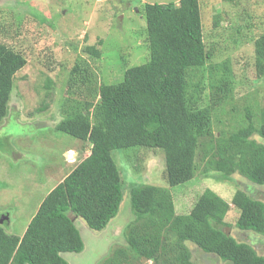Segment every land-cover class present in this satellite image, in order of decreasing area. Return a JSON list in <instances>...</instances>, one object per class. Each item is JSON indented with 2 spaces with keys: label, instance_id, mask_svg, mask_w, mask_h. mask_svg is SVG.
Segmentation results:
<instances>
[{
  "label": "trees",
  "instance_id": "obj_1",
  "mask_svg": "<svg viewBox=\"0 0 264 264\" xmlns=\"http://www.w3.org/2000/svg\"><path fill=\"white\" fill-rule=\"evenodd\" d=\"M150 58L127 69L122 81L92 85L89 66L77 64L68 79L69 96L56 130L88 142L90 154L78 163L41 202L22 237L0 223V264H68L65 253H81L84 244L75 227L82 219L89 229L104 231L117 217L125 189L117 150L145 148L165 154L164 177L170 187L197 174V153L206 148V172L224 178L236 174L264 186V108L232 133L214 132L217 110L233 99L234 80L228 65L210 64L199 0L178 4H148L143 9ZM96 59V46L84 49ZM255 69L264 78V34L255 42ZM25 56L0 43V126L9 113L16 74L26 67ZM207 72V77L205 74ZM209 82L205 105L204 82ZM257 118V119H256ZM256 120V121H255ZM254 122H260L256 129ZM206 140V141H204ZM130 189V188H129ZM128 189L134 219L124 233L126 248H117L101 264H194L189 243L229 264H264L248 244L239 243L224 228L231 205L210 189L188 214H177L168 189L143 185ZM232 205L239 211L236 228L264 236V203L238 190Z\"/></svg>",
  "mask_w": 264,
  "mask_h": 264
},
{
  "label": "rangeland",
  "instance_id": "obj_2",
  "mask_svg": "<svg viewBox=\"0 0 264 264\" xmlns=\"http://www.w3.org/2000/svg\"><path fill=\"white\" fill-rule=\"evenodd\" d=\"M171 2L180 0H0V43L27 59L26 67L16 74L9 113L0 126V223L7 221L2 227L8 233L22 237L43 199L90 154L88 142L55 128L65 118L62 105L69 96L71 70L77 64L89 66L95 88L122 81L127 69L150 58L143 9L148 4ZM199 3L204 42L213 54L210 64L219 70L228 65L234 80L233 99L214 114V132L232 133L242 127L247 109L256 115L264 108V78L255 69V42L264 34V0ZM87 46H96L101 57L87 55ZM204 83L206 105L210 87L208 81ZM260 125L254 122L256 129ZM253 139L264 146L258 134ZM71 149L80 152L76 159L72 154L67 157ZM205 150L198 149L196 176L176 187L165 180L163 151H115L113 158L125 189L120 212L102 232L92 231L82 219L75 220L84 249L63 254L64 260L68 264H101L117 248H126L124 233L135 216L128 189L143 185L168 189L176 213L182 215L191 211L205 190H212L232 207L225 232L264 256V236L237 229L239 211L232 205L238 190L264 203V186L238 174L224 178L213 170L206 172ZM188 245L194 264H229ZM134 262L155 264L143 259Z\"/></svg>",
  "mask_w": 264,
  "mask_h": 264
},
{
  "label": "crops",
  "instance_id": "obj_3",
  "mask_svg": "<svg viewBox=\"0 0 264 264\" xmlns=\"http://www.w3.org/2000/svg\"><path fill=\"white\" fill-rule=\"evenodd\" d=\"M79 153H80V152H78V151H76V150H74V149H71V150L68 151L67 157L70 158L69 155L72 154V155H73V158L76 159V158L79 156ZM87 156H88V155H87ZM87 156H86V157H87ZM86 157H85V158H86ZM61 182H62V181H61ZM62 256H63V255H62Z\"/></svg>",
  "mask_w": 264,
  "mask_h": 264
},
{
  "label": "water",
  "instance_id": "obj_4",
  "mask_svg": "<svg viewBox=\"0 0 264 264\" xmlns=\"http://www.w3.org/2000/svg\"><path fill=\"white\" fill-rule=\"evenodd\" d=\"M4 217H5V216H3L2 219H4ZM6 219H7V218H6ZM2 222H3V220H2ZM2 222H1V223H2Z\"/></svg>",
  "mask_w": 264,
  "mask_h": 264
},
{
  "label": "flooded vegetation",
  "instance_id": "obj_5",
  "mask_svg": "<svg viewBox=\"0 0 264 264\" xmlns=\"http://www.w3.org/2000/svg\"><path fill=\"white\" fill-rule=\"evenodd\" d=\"M245 233V232H244ZM258 235V234H257ZM254 249V248H253ZM255 250V249H254ZM257 253V252H256ZM260 256V255H259ZM262 257H264V256H262Z\"/></svg>",
  "mask_w": 264,
  "mask_h": 264
}]
</instances>
